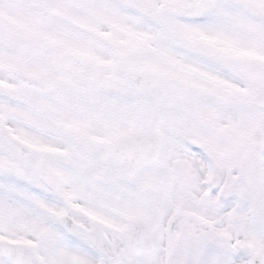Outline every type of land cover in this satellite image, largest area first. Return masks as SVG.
Instances as JSON below:
<instances>
[{
  "label": "snow or ice",
  "instance_id": "snow-or-ice-1",
  "mask_svg": "<svg viewBox=\"0 0 264 264\" xmlns=\"http://www.w3.org/2000/svg\"><path fill=\"white\" fill-rule=\"evenodd\" d=\"M0 264H264V0H0Z\"/></svg>",
  "mask_w": 264,
  "mask_h": 264
}]
</instances>
